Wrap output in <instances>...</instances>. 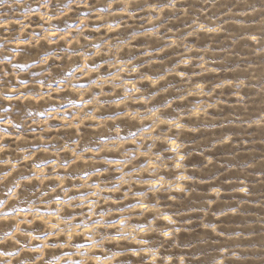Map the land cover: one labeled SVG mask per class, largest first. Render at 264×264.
<instances>
[{
  "label": "clouds",
  "instance_id": "1",
  "mask_svg": "<svg viewBox=\"0 0 264 264\" xmlns=\"http://www.w3.org/2000/svg\"><path fill=\"white\" fill-rule=\"evenodd\" d=\"M0 264H264V0H0Z\"/></svg>",
  "mask_w": 264,
  "mask_h": 264
}]
</instances>
